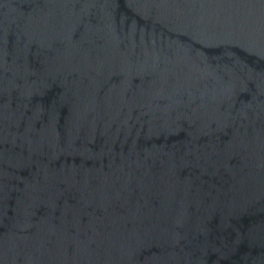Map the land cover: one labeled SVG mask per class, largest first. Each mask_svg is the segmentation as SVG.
Wrapping results in <instances>:
<instances>
[{
  "label": "water",
  "instance_id": "95a60500",
  "mask_svg": "<svg viewBox=\"0 0 264 264\" xmlns=\"http://www.w3.org/2000/svg\"><path fill=\"white\" fill-rule=\"evenodd\" d=\"M0 264H264V0H0Z\"/></svg>",
  "mask_w": 264,
  "mask_h": 264
}]
</instances>
